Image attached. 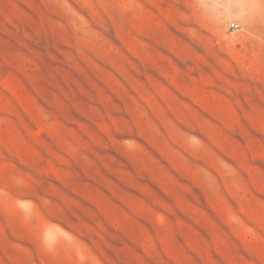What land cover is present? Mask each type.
Segmentation results:
<instances>
[{
    "label": "rangeland",
    "instance_id": "rangeland-1",
    "mask_svg": "<svg viewBox=\"0 0 264 264\" xmlns=\"http://www.w3.org/2000/svg\"><path fill=\"white\" fill-rule=\"evenodd\" d=\"M0 264H264V0H0Z\"/></svg>",
    "mask_w": 264,
    "mask_h": 264
},
{
    "label": "built area",
    "instance_id": "built-area-1",
    "mask_svg": "<svg viewBox=\"0 0 264 264\" xmlns=\"http://www.w3.org/2000/svg\"><path fill=\"white\" fill-rule=\"evenodd\" d=\"M240 24L237 22V21H233L231 22L230 24V27L233 29V30H237L239 28Z\"/></svg>",
    "mask_w": 264,
    "mask_h": 264
}]
</instances>
